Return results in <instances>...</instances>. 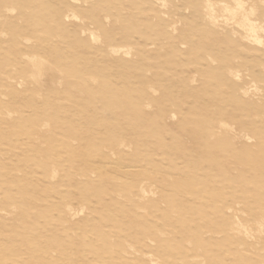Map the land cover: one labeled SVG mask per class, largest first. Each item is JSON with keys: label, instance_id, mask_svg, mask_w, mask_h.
Here are the masks:
<instances>
[{"label": "rangeland", "instance_id": "obj_1", "mask_svg": "<svg viewBox=\"0 0 264 264\" xmlns=\"http://www.w3.org/2000/svg\"><path fill=\"white\" fill-rule=\"evenodd\" d=\"M209 1L0 0V264H264V43Z\"/></svg>", "mask_w": 264, "mask_h": 264}, {"label": "bare ground", "instance_id": "obj_2", "mask_svg": "<svg viewBox=\"0 0 264 264\" xmlns=\"http://www.w3.org/2000/svg\"><path fill=\"white\" fill-rule=\"evenodd\" d=\"M219 5H220L219 10L223 13V15H225L226 18L231 20L233 23H237L238 25H240V27L243 29V32H244L243 38L244 37L247 38L246 40L247 41L250 40L252 43H257V44H263L264 43V42L261 41V36H260V33H261L260 30H261L262 27L260 28L259 27L260 24L258 26V25H256L255 23H253L252 21H250V19H248L246 17V15H245V12H246L245 10L246 9H244V7H243L242 0H231V5H228L226 3H221ZM212 6H213V4L209 0H205V7L207 9L206 11H208L209 17L213 18L214 15H213V7ZM247 11H249V10H247ZM222 21H224V20H222ZM240 39H242V38H240ZM30 60L33 61V63H36L38 65L36 69H39V67L41 66V62L37 61L38 59L37 60L30 59ZM42 67H44V66H42ZM232 74L235 75V77L238 76L236 73H232ZM36 77H39V76H36ZM41 78H42V76H41Z\"/></svg>", "mask_w": 264, "mask_h": 264}]
</instances>
